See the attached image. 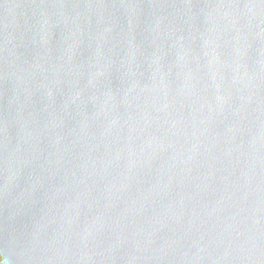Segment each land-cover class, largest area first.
I'll list each match as a JSON object with an SVG mask.
<instances>
[{
    "label": "water",
    "instance_id": "1",
    "mask_svg": "<svg viewBox=\"0 0 264 264\" xmlns=\"http://www.w3.org/2000/svg\"><path fill=\"white\" fill-rule=\"evenodd\" d=\"M0 264H264V0H0Z\"/></svg>",
    "mask_w": 264,
    "mask_h": 264
}]
</instances>
